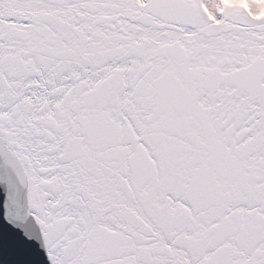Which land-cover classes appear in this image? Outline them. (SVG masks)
<instances>
[{
  "label": "snow or ice",
  "instance_id": "1",
  "mask_svg": "<svg viewBox=\"0 0 264 264\" xmlns=\"http://www.w3.org/2000/svg\"><path fill=\"white\" fill-rule=\"evenodd\" d=\"M8 264H264V0H0Z\"/></svg>",
  "mask_w": 264,
  "mask_h": 264
},
{
  "label": "water",
  "instance_id": "2",
  "mask_svg": "<svg viewBox=\"0 0 264 264\" xmlns=\"http://www.w3.org/2000/svg\"><path fill=\"white\" fill-rule=\"evenodd\" d=\"M0 220H2V213H0ZM3 229L4 225L3 222L0 221V238L3 237ZM10 257L5 253L4 249L0 247V264H8Z\"/></svg>",
  "mask_w": 264,
  "mask_h": 264
}]
</instances>
